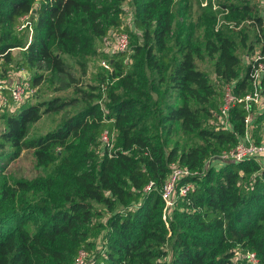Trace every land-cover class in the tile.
Segmentation results:
<instances>
[{"label": "trees", "instance_id": "trees-1", "mask_svg": "<svg viewBox=\"0 0 264 264\" xmlns=\"http://www.w3.org/2000/svg\"><path fill=\"white\" fill-rule=\"evenodd\" d=\"M126 1L0 0V77L9 84L16 69L65 72L64 54L86 58L112 28L132 37L130 50L107 57L112 70H102L97 85L78 89L80 106L54 130L27 138L30 124L75 98L55 96L4 114L0 148L8 147L10 160L32 149L39 166L59 174L4 188L2 199L12 205L0 213V264H74L80 249L92 253L93 264H264L262 164L214 159L204 171L212 156L240 142L250 111L237 103L228 128L208 126L217 102L197 61L206 49L216 74L245 94L251 65L241 52L252 56L257 43L264 45V12L254 16V4H227L233 15L242 11L256 21L254 38L245 29L222 30L202 42L175 25L176 0H132L130 27L121 18ZM27 15L30 42L28 28L18 30ZM45 76L37 71L29 80L36 87ZM105 131L117 132L116 148L102 143ZM181 132L200 140L186 147L176 138ZM75 139L79 144L71 145ZM172 165L197 173L181 181L195 188L177 201L167 226L162 188ZM102 231V242L93 240ZM248 253L259 261L242 258Z\"/></svg>", "mask_w": 264, "mask_h": 264}, {"label": "rangeland", "instance_id": "rangeland-1", "mask_svg": "<svg viewBox=\"0 0 264 264\" xmlns=\"http://www.w3.org/2000/svg\"><path fill=\"white\" fill-rule=\"evenodd\" d=\"M231 3L240 5H256L257 10L253 13L254 16H258L259 12L260 14L261 12H264V0H209V5L206 7L202 5L201 0H176L173 21L177 27L178 25H180V27L185 32L190 30L191 33L198 36L200 38V41L202 42L204 41L207 34H211L212 31L221 32L222 30H224L225 32H232L233 30L235 32H238L245 29L250 33V38L253 39L256 34V21L249 16H245L244 12L242 11H240L239 15L237 16V13H234L233 15L231 13L230 7L227 5ZM121 18L122 24H126L129 27V24L133 25L135 19V8L132 5V0H127L126 2H124L123 14L121 15ZM114 29L115 28H112V32L104 39L98 40L95 43L93 49L89 52V55L86 58L81 57V55L70 56L64 54L63 58L66 64V71L63 73L50 76L47 71L43 69H34L32 72L16 69L15 72H17L18 74L16 75V80L31 78L32 75L37 71L44 72V74H46L45 80L39 85H36L35 96L27 103L35 104L43 100L51 99L55 96H63L69 99L75 98L72 106L65 108L60 112L47 113L43 115V117L39 121L30 124L27 138L31 139L45 135L58 127V125L62 122V119L66 115L77 111V107L80 106L81 103L77 101V98H80L81 93L78 92V89L82 88L88 90L91 84L97 85L99 83V81L96 80L98 74L102 70H112L111 68L107 69L105 66H103V60L106 59L107 61H109L107 57H111L112 44L116 41L114 40V34H117ZM27 31L28 32L25 33V35L26 37H29L30 31L29 29H27ZM133 32L135 33V31ZM130 39L132 40L131 35ZM131 45L132 44H130L127 50L131 49ZM202 46L204 47V44H202ZM261 48L262 43H257L255 45V52L260 50ZM13 51L17 57H21V49L16 48ZM243 52H241L243 56V63L244 65H246L248 64L251 56L249 54H245L246 52ZM197 61L199 67L207 73L212 84L214 94L211 102H217V108H215L214 110L215 116L211 117L207 121V124L210 127L222 126V120L219 116V109L224 98V87L228 83H225L216 74L214 62L211 56L207 53L206 49L205 55H203L202 58H198ZM126 62L131 63L132 59L128 58ZM261 86L264 95V79ZM251 89L252 87H250L248 91H250ZM100 101L102 102V99ZM19 109H0V132L4 127V114H10L18 111ZM252 110L253 112L251 115L252 120L250 126V134L254 137L255 141L257 140L260 142L258 144H261L264 143V105L255 104ZM260 117H262L263 119L257 121ZM176 138L179 139L182 144L185 143L186 147H190L200 140V138L198 136H195V134H184L183 132L176 134ZM79 142L80 140L78 139L72 140L71 145H78ZM116 146L117 132L113 133L111 137L110 148L114 149L116 148ZM8 151V147H6V149L0 148V213H3L5 210L10 209L12 205L11 201L2 199V196L4 195V188L16 189L18 187L19 181H33L43 175L57 176L59 174V169L56 171H47L43 166H39L32 149L24 150L20 157L14 160H10ZM217 156H212L213 159L207 161L204 167L205 172L211 167V165L214 163L215 157ZM73 160L77 161V156L73 157ZM257 161L260 162L264 168V155L258 157ZM220 166L223 165L220 164ZM254 177L255 176H253L252 178ZM245 186L251 188L252 182L248 180L247 182H245ZM18 192L20 191L16 190V193ZM102 234L103 231L98 236L93 237V240H96L99 243L102 242ZM85 250L88 252L87 249ZM241 256L242 258H245L244 255ZM77 257L78 254L75 257L74 264H90V259H93L92 253H89L87 255V263L86 260L85 262H82Z\"/></svg>", "mask_w": 264, "mask_h": 264}, {"label": "built area", "instance_id": "built-area-1", "mask_svg": "<svg viewBox=\"0 0 264 264\" xmlns=\"http://www.w3.org/2000/svg\"><path fill=\"white\" fill-rule=\"evenodd\" d=\"M204 7L209 5V0H201ZM23 24L18 27V30L29 29V42L32 40L34 29L31 16L27 15L22 18ZM114 40L112 44L111 54L126 51L130 46V36L128 33L118 32L114 34ZM251 65L250 70V83L252 89L245 94L238 95L234 93L232 84H226L224 87V98L220 105V118L222 120V127H229L230 111L237 103H243L245 108L250 111L246 117V132L243 135L240 142L231 150H224L215 159L219 160V163L228 162H241L246 159L254 158L264 155V144H258L250 134V126L252 120V109L256 104L264 105V95L262 91V81L264 74V45L258 51H256L248 61ZM103 66L110 69L109 61L103 60ZM1 67V63H0ZM36 94V87L31 83L29 78H23L22 80H16L9 84L0 77V109L17 110L21 108L25 103L31 100ZM101 141L103 144L111 146V136L107 131L102 134ZM197 172H192L189 168L172 165V169L168 178L166 179L162 188V197L165 201V208L163 212V219L167 226H169V215L173 208L176 206L177 201L186 196L191 190L195 188L193 183L181 184V181L188 176L194 175ZM154 185L151 182L147 190H150ZM89 253L85 249H81L78 252V259L85 262ZM250 262L257 263L258 258L255 253H248L245 255ZM87 263V260H86ZM93 259H90V264H93ZM155 264H161L156 262Z\"/></svg>", "mask_w": 264, "mask_h": 264}, {"label": "crops", "instance_id": "crops-1", "mask_svg": "<svg viewBox=\"0 0 264 264\" xmlns=\"http://www.w3.org/2000/svg\"><path fill=\"white\" fill-rule=\"evenodd\" d=\"M16 75H18L17 72H14L13 77H17Z\"/></svg>", "mask_w": 264, "mask_h": 264}]
</instances>
